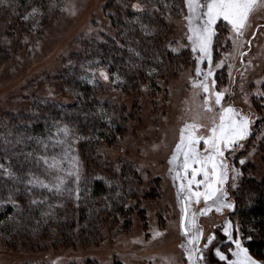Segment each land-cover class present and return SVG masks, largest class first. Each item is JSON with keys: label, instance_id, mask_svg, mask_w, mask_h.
<instances>
[{"label": "rangeland", "instance_id": "374dc122", "mask_svg": "<svg viewBox=\"0 0 264 264\" xmlns=\"http://www.w3.org/2000/svg\"><path fill=\"white\" fill-rule=\"evenodd\" d=\"M46 1L48 8L45 13L41 6H36L35 3L31 7L28 5L22 8L17 14L13 12L14 8L9 6L14 3L4 0L6 9H10L7 12L12 16H8L7 13L0 15V48L5 49L3 56L0 55V116L27 112L32 105L44 100L48 102L56 100L62 105L75 103L79 92L73 91L69 81V76L73 77L74 74L69 72L66 76L61 75L62 67L68 64L75 68L89 59L87 57L89 54L85 53V45H81L84 41L88 44L95 41L101 43L106 39L116 38L111 18L118 8L121 19L129 20L125 0ZM169 3L164 0L156 5L149 3L150 7H147L146 13L157 12L167 25L165 47L175 53L186 52L190 62L182 65L168 82L162 81L160 88L155 92H151L147 86H142L136 92H125L116 86L120 79L113 83L111 79L104 81L97 76L98 82L93 86H96L98 99L112 100L119 108H125L127 113L133 112L129 118L128 130L122 136H117L118 140L114 144H108L101 139L93 150V158L100 163L103 162V168L91 167L93 159L88 156L89 153L84 150L82 144L89 137L80 134L76 129V123L82 124L86 120L84 117L88 116L83 114L81 121L76 122L73 120L74 114L68 111L67 116L59 121L60 125L67 124L78 137L72 147L73 155L79 160L81 178L90 177L102 180L112 188L116 186L122 188L126 179L120 176L125 165L139 176L142 186L146 188L145 193H142V203L135 210L130 225L122 229L119 223L111 226L108 221L101 222L102 239L89 240L84 244L78 240H71V244L67 242L60 244L53 241L55 237L49 239L45 238V235L44 239H36L30 247L6 246L0 242V264H188L184 250L180 247L185 238L179 226L181 211L177 203L176 187L169 173L168 160L178 139L179 128L185 120H191L203 97L194 96V92L198 90L193 89L190 80V77H195L191 49L180 47L181 44L188 43L185 35L186 22L183 19L186 10L182 11V0L174 1L175 5ZM33 8L37 9L35 15H31ZM15 15L19 17V23L13 21ZM25 16L28 19H24ZM250 22L251 27L245 32L242 40L250 38L251 45L245 44L241 50L246 53L244 60L247 71H244V66L240 63L239 54L233 50L230 30L224 27V22H218L221 23V28L219 35L214 38V61L225 59V54L228 53H232L234 57L226 59L225 66L216 72V90L226 92L222 103L225 106L233 105L254 121L252 134L244 142L243 149L238 150L234 156H228V162L240 172L235 180L231 179L233 173L229 172V180L225 185L227 199L233 204L234 191L240 182L247 177L260 181L259 177L264 171L261 154V146L264 143V100L254 94L257 90L264 91V87L255 83L257 80H264V9L254 12ZM257 24L261 25L258 30ZM253 31H256L255 37H252ZM173 48L177 50L173 51ZM61 51L62 65L57 58V53ZM248 61L251 63L248 64ZM88 63L84 64V68ZM228 64L233 66L231 76ZM84 68L78 71L80 79L85 75ZM106 70L108 71L107 68ZM240 72H244L243 78ZM113 74L119 76L115 71L109 72L110 77ZM85 80L81 79L82 82ZM258 117L261 119H256ZM6 123H0V143L4 144L5 152L14 149L20 152L30 150L27 153L37 158L43 155L51 157L61 151L59 147L53 148L49 145L45 152L44 147L38 143L39 139L47 142L50 132L55 133V127L47 130L42 138L39 136L27 138L25 135L27 140L21 141L18 138L19 133L14 134L12 128H5V125H8ZM28 139H34L36 144L29 150ZM240 159L245 160L243 165L239 163ZM106 164L112 165L113 173L108 171ZM84 165L87 169H84ZM39 166L32 174L50 179L44 176L42 161L39 162ZM27 178L28 174L23 177L24 182H17V185L25 187ZM132 178L133 182H136L135 178ZM68 187L75 189L77 185L69 183ZM31 194L33 198L28 197L29 205L42 210L46 217L63 214L72 208L76 210L77 200L80 198V192L77 198L75 191L69 195L67 192L58 194L40 188L33 189ZM33 199L43 202L32 204ZM204 207L205 204L201 201L200 204H193L190 209V213L197 214L196 223L203 230L204 236L215 232L217 237L213 245L205 251L203 264H224L214 255L215 246L220 245V241L225 239L222 227L227 220L232 221L234 228H239L240 225L232 215L234 208L221 212L213 209L205 215H200V210ZM154 232L161 235L153 236ZM239 234L241 235L240 230ZM203 243L202 239L201 245ZM220 246L222 251L226 250L223 245ZM244 247L247 248L245 244ZM248 252L253 259L264 264L262 256L249 249ZM229 258H232L230 254Z\"/></svg>", "mask_w": 264, "mask_h": 264}, {"label": "trees", "instance_id": "16d2710c", "mask_svg": "<svg viewBox=\"0 0 264 264\" xmlns=\"http://www.w3.org/2000/svg\"><path fill=\"white\" fill-rule=\"evenodd\" d=\"M9 1L14 3L11 5L8 3V5L12 9L14 8L13 12L17 14L22 8L28 5L31 7L35 3L36 6H41L44 13L48 8L46 0ZM160 1L125 0L126 15L129 20L121 19L119 8L111 18L116 38H109L101 43L95 41V43L89 42L88 44L87 41H84L81 44L85 45V53L89 54L87 56L89 61L86 60L85 63L91 61L94 67H105L109 72H117L121 78L116 86H119L122 91L136 92L142 86H147L151 92H155L160 88L162 81L168 82L181 69L182 65H187L190 62V57L186 52L175 53L165 47L164 37L167 25L157 12L146 13L147 7H150L148 5H156ZM164 1L175 5L174 1L177 0ZM133 3L141 4L143 11L133 10L131 7ZM9 10V8L6 9L4 0H0V15L8 14ZM10 15L8 14V16ZM13 21L19 23V17L15 15ZM4 50L3 47L0 48L1 57ZM62 53L63 51L57 53L61 65L63 64ZM85 63L78 64L75 68L65 64L61 69V75L65 74L66 76L69 72L74 74L73 77L69 76V81L73 91L79 92L75 103L62 105L56 100L40 101L39 104L32 105L27 112L1 115L0 123L7 122L8 125H5V128H12L14 134L19 133L20 140H25V135L27 138H37L38 136L42 138L44 133L51 130L56 122L67 116L66 112L68 111L74 114L73 120L76 122H78L77 120L81 121L82 115L86 114L88 117H84L86 120L82 124L76 123V129L80 134L89 137L82 144L84 150L89 153L88 156L93 159L91 167L101 169L104 167V163L93 158V150L101 139L107 141L108 144H114L118 140L117 136H122L128 130L129 118L132 117L133 112L127 113L125 108H119L112 100L101 101L98 99L96 86L88 83L87 79L82 82L79 78L78 71ZM150 72L151 75H149ZM97 76L99 77L98 73ZM27 133L31 135L28 136ZM27 143L28 150L36 145L34 139H30ZM3 145L0 143V163L9 168L14 175H5L0 171V200L7 201L11 192L18 205V207H14L11 203L0 204V242L3 245L30 247V244L34 243L36 239L41 240L44 237L49 239L55 237L53 241H58L60 244L64 242L71 244V240H78L81 244L87 243L89 240H100L102 239L101 222L108 221L111 226L119 223L123 229L130 225L135 210L142 203V193H145L146 187L142 186L139 176L125 165L123 174L120 176L126 179L122 188L117 186L112 188L102 180L90 177L81 178L77 209L72 208L63 214L46 217L42 210L29 205V198H33V196L28 193L26 186L17 185V182H24L23 177H26L27 174L39 169L37 159L32 154L28 155L27 152L30 150L20 152L14 149L5 152ZM261 154L264 164V143L261 146ZM105 166L108 171L113 173L111 164ZM84 169H87V166L84 165ZM131 176L135 178L136 182H133L134 179ZM259 178L260 181H256L252 177H247L240 182L234 191L232 215L240 225L241 236H251V240H245L243 243L250 251L264 258V171ZM138 189H140L139 192ZM52 234L56 235L51 236Z\"/></svg>", "mask_w": 264, "mask_h": 264}, {"label": "snow or ice", "instance_id": "6c2138e0", "mask_svg": "<svg viewBox=\"0 0 264 264\" xmlns=\"http://www.w3.org/2000/svg\"><path fill=\"white\" fill-rule=\"evenodd\" d=\"M182 2V11L186 10L183 19L186 22L185 35L188 43L181 44L180 47L191 49L195 64V77H190V80L193 89L198 90L194 92V96L202 95L203 100L197 105V110L191 120H185L179 128V136L171 150L168 163L181 211L179 226L185 238L180 247L184 250L188 264H203L205 251L213 245L217 237L215 232L204 236L203 230L196 223L197 214L190 213L191 206L203 201L205 207L200 210V215H205L213 209L221 212L224 209L234 208L233 203L227 199L228 192L225 185L229 180V172L233 173L231 177L233 180L240 175V172L228 162V156H234L238 150L243 149L244 142L252 134L254 122L253 118L233 105L225 106L222 103L226 92L216 90V72L225 66L226 59L234 57L232 53H228L225 54V59L219 62L214 61V38L219 35L221 28V23L218 22H224V27L230 30L233 50L239 54L240 63L244 66V71H247L244 60L246 53L241 50L245 44L251 45V39L242 40V38L251 27L252 14L264 9V0H182ZM131 7L135 11H143V6L139 3ZM36 13L37 9L33 8L31 15ZM24 19L28 17L25 16ZM260 27L261 25H256L257 30ZM255 36L256 31H253L252 37ZM227 66L229 76H231L233 66L231 64ZM81 67L84 68L83 65ZM84 72L85 75L81 79H88L90 76L88 83L91 84L98 82L97 73L104 81L111 79L115 83L120 79L115 74L110 77L105 67L96 68L91 61L84 68ZM239 74L243 78L244 72ZM255 83L264 87V80H257ZM254 94L264 100V91L257 90ZM205 120L206 122H202ZM54 127L55 133L50 132L48 141L39 140L38 143L44 147L45 152L49 145L53 148L59 147L61 151L51 157L43 155L36 158L38 163L43 162L44 176L50 179L29 173L26 180L27 190L31 193L33 189L40 188L47 189L49 192L55 191L58 194L67 192L69 195L75 191L79 198L80 166L78 157L73 155L74 148L72 147L78 137L67 124L60 125L56 122ZM239 163L243 165L245 160L240 159ZM0 171L5 175H14L3 163H0ZM69 183H75L77 187L69 188ZM232 186L235 187V184ZM42 202L36 199L31 201L32 204ZM3 203H11L14 207H18L11 192L7 201L0 200V204ZM159 235H161L159 232L153 233V236ZM222 235L225 239L220 241V245H223L226 250L222 251L220 245L214 248V255L220 262L260 264L249 255L248 249L243 244V241L251 240V236L242 237L239 234V228H234L231 220L225 221ZM202 239L204 243L201 245ZM228 245L233 247H228Z\"/></svg>", "mask_w": 264, "mask_h": 264}]
</instances>
